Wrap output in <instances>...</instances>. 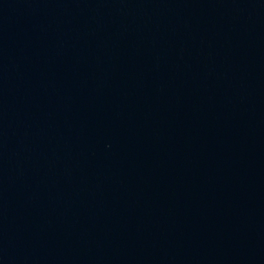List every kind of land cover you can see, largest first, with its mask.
<instances>
[{
    "label": "water",
    "instance_id": "95a60500",
    "mask_svg": "<svg viewBox=\"0 0 264 264\" xmlns=\"http://www.w3.org/2000/svg\"><path fill=\"white\" fill-rule=\"evenodd\" d=\"M166 0H0V264H128Z\"/></svg>",
    "mask_w": 264,
    "mask_h": 264
}]
</instances>
